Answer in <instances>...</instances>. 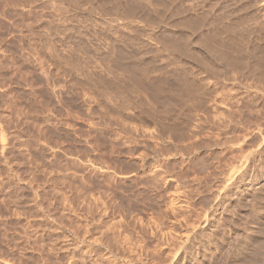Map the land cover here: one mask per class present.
I'll use <instances>...</instances> for the list:
<instances>
[{"label": "rangeland", "instance_id": "374dc122", "mask_svg": "<svg viewBox=\"0 0 264 264\" xmlns=\"http://www.w3.org/2000/svg\"><path fill=\"white\" fill-rule=\"evenodd\" d=\"M0 264H264V0H0Z\"/></svg>", "mask_w": 264, "mask_h": 264}, {"label": "bare ground", "instance_id": "6f19581e", "mask_svg": "<svg viewBox=\"0 0 264 264\" xmlns=\"http://www.w3.org/2000/svg\"><path fill=\"white\" fill-rule=\"evenodd\" d=\"M256 254V253H255Z\"/></svg>", "mask_w": 264, "mask_h": 264}]
</instances>
